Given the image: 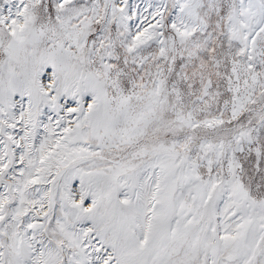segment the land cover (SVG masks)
I'll return each mask as SVG.
<instances>
[{
    "label": "snow or ice",
    "instance_id": "obj_1",
    "mask_svg": "<svg viewBox=\"0 0 264 264\" xmlns=\"http://www.w3.org/2000/svg\"><path fill=\"white\" fill-rule=\"evenodd\" d=\"M0 264H264V0H0Z\"/></svg>",
    "mask_w": 264,
    "mask_h": 264
}]
</instances>
